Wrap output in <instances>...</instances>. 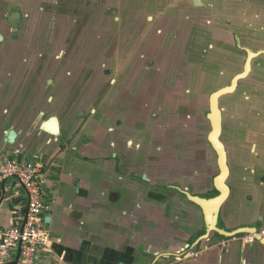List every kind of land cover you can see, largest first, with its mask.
I'll list each match as a JSON object with an SVG mask.
<instances>
[{"label": "crops", "instance_id": "obj_1", "mask_svg": "<svg viewBox=\"0 0 264 264\" xmlns=\"http://www.w3.org/2000/svg\"><path fill=\"white\" fill-rule=\"evenodd\" d=\"M108 1L101 14L108 10L119 23L121 3ZM243 1L236 0L235 5L242 6ZM157 3L145 11L143 24L161 25L168 6L183 7L181 0ZM193 4L205 7L202 0ZM24 5L35 6L31 10L42 16V0ZM108 6L115 7L117 14L112 15ZM200 11L193 21L183 14L190 29L181 28L163 41L157 36L160 29L150 35L144 27L134 39L136 50L127 53L114 42V48L98 53L91 39L70 37L71 56L60 63L45 53L32 59L44 64L36 70H0V162L7 157L39 158L46 166L45 219L50 237L35 264H151L157 253L168 254L155 264H264V244L249 240L248 235L225 238L211 232L207 239L193 243L204 232L202 211L168 187L175 184L199 195L215 192L217 156L207 141L210 127L204 116L206 91L214 80L201 75L203 70L194 67L192 58L205 50L211 35L206 29L213 28L208 26L210 21L200 19ZM199 25L206 28L204 35H199ZM194 30L199 35L196 39L191 37ZM239 41L237 36L239 49L264 51L263 35L250 47ZM79 44L85 45L80 52L85 57L76 55ZM154 44L155 59L170 63L178 56V64L186 59L191 69L147 67ZM156 44L162 46L160 55ZM256 59L237 90L225 97L223 142L233 141L237 133L246 134L236 139L242 152H227L231 190L221 206L227 229L256 222L264 231V55ZM129 62L135 66L132 71ZM82 118L83 124L103 130L93 152H83L68 129ZM51 125L57 127L60 138ZM10 129L16 131L15 139L6 144ZM253 143L258 152H252ZM6 194L0 196V227L16 222L25 204L11 199L10 187Z\"/></svg>", "mask_w": 264, "mask_h": 264}, {"label": "rangeland", "instance_id": "obj_2", "mask_svg": "<svg viewBox=\"0 0 264 264\" xmlns=\"http://www.w3.org/2000/svg\"><path fill=\"white\" fill-rule=\"evenodd\" d=\"M176 1L178 0H119L122 8L121 21L119 23L113 20L108 10L106 13L96 16V22H100L97 26L96 24L92 25L94 18L93 11H87L85 14L83 11H73L72 9H68V13L58 14L57 19L60 21H66L69 24V26L65 27L66 31L63 32V36L65 37H74L79 40L83 38L91 39L94 43L93 45L95 50L102 54L109 51L113 47L112 42H114V44H118L119 47H122V52L127 53L137 47V43L134 39H138L140 37V31L144 27L149 29L150 35H152L155 29H160L157 36L160 37L161 41H163L165 37L172 35L174 32L179 33L181 28H183L185 32L187 29H190L191 25L187 24L188 21L182 18L183 14L189 16V20L193 21L198 16L197 11L201 10L199 12L200 19H204L206 22L210 21L211 23H208V26H213V28L206 29L199 25L200 36L204 35L202 32L205 29L207 33L211 35L207 37V41L203 45L205 50H201L199 54L192 56V58L195 59L194 67L203 70L201 75H208L210 78L212 76L213 79L211 78V80H214V83H212L206 91L208 96L212 90L228 83L230 76L242 68V64L245 59V51L239 49L235 45L237 36L240 40L239 43L245 46L258 43V40L262 38V35L264 36V33L261 31L262 24L264 23V0H257V3H255V0H249L247 3L244 0L243 3L241 2V4H243L242 6H236V0H202L205 5L203 8L196 7L193 4L194 0H181L183 1V7L181 9L175 10L173 9V6H168L165 9L164 12L167 13V15H165V20L161 23V25H159L158 22H156L154 26L143 24L145 11L152 8V6H155L157 2V5L159 2H162L161 5L163 6V3L171 2L170 4H172ZM83 3V1L80 2V4ZM95 3V0H86L87 5L91 4L94 6L93 4ZM185 4L197 11L185 8ZM76 6L80 7L79 4H76ZM98 7H101L99 3ZM109 9L113 10L115 7H109ZM137 17L139 19H136ZM247 20H250L251 24H249ZM252 24L257 25L259 30L254 28L255 25L253 26ZM217 27H222V29L219 31L217 30ZM192 33L191 37L193 39H196V37L199 36L195 30L192 31ZM222 34H226L227 38H223ZM240 34L244 37L242 40ZM130 40L132 42H130ZM228 41L231 42L230 45L227 44ZM211 44L213 48L209 46ZM154 49L155 44L152 45L151 56L148 57V60H154V65L150 67L153 70L172 69L174 66H176L177 69L178 67L184 70L191 69L192 64L191 66H188L189 64L186 59L178 64V56H174L170 63L162 59H155ZM161 49L162 46L160 44H156V51L159 55L161 53ZM240 58L241 60H239ZM256 60L257 59L254 61ZM145 63H147V60ZM127 67L130 70H132L133 67L135 68V66L132 65V62H129ZM204 76L199 78L201 84H203L202 81H205ZM227 104L228 100L225 101V97H222L220 105L222 107H226V110L228 111ZM84 121L85 119L82 118L79 121L73 122L74 124L69 125L68 129L70 130L71 135L73 133L75 139L77 140L76 142L83 152H93L92 149L95 147L97 140L102 138L101 136L103 134V130L102 128H98L90 123L83 124ZM230 141H228L227 145L232 146L235 142L234 140L233 142Z\"/></svg>", "mask_w": 264, "mask_h": 264}, {"label": "flooded vegetation", "instance_id": "obj_3", "mask_svg": "<svg viewBox=\"0 0 264 264\" xmlns=\"http://www.w3.org/2000/svg\"><path fill=\"white\" fill-rule=\"evenodd\" d=\"M0 70L2 69L3 71H14V70H19L23 71L26 69L29 70H36L39 67H43L42 65H39L38 61H32L33 58H37V56H40L41 54H47L48 57H53L54 60L57 59L58 61L61 60L63 57L68 59L71 56L70 51L73 49L72 43H69L70 37H65L63 36V32L66 31V26H69L68 22L66 21H60L57 19L58 14L60 13H68V9H72L73 11L79 10L83 11L85 14L87 11H93L94 13V18L92 21V25L99 24L100 22H96V16L101 14L102 9L107 6L109 3L108 0H95L94 6L91 4H86V0H60L64 1L62 3H59V5H55L52 1L53 0H42L43 1V6H41L43 11L42 16L38 17V12L32 11L31 9H34L35 6H25L24 4H29L30 1L33 0H0ZM7 3H6V2ZM83 1V4H80V2ZM98 3L101 5V7H98ZM4 4H7L6 6ZM76 4H79L80 7H77ZM110 4V3H109ZM45 5V6H44ZM56 6V7H54ZM109 7V6H108ZM116 10H112V15H116L117 13L115 12ZM55 14V15H54ZM40 18V19H39ZM96 22V23H95ZM117 18H116V21ZM61 27V28H59ZM62 33V37H59V34ZM61 35V34H60ZM146 38L148 36H145ZM144 37V38H145ZM250 49V48H248ZM85 50V45L84 44H79L77 48V54L78 56L85 57L84 53H80L81 51ZM253 52H256L258 50H252ZM243 51H245L243 49ZM79 52V53H78ZM261 54H264L263 52ZM260 55V54H259ZM246 51H245V59H246ZM258 57L255 56L252 58L251 63H250V70L248 74L245 76L247 77L250 72H251V66L254 61ZM23 59H29L28 61H22ZM244 59V61H245ZM83 59H80L79 61H82ZM49 65L52 66L50 62H48ZM60 63V61H59ZM62 63V61H61ZM65 63V61H64ZM64 63L62 65H64ZM146 65L148 67H152L154 65V60L149 59L147 60ZM79 67V66H76ZM244 67V62L242 64V70ZM58 68V66H56ZM133 69V68H132ZM242 70L240 72H242ZM132 71V70H130ZM238 72V73H240ZM236 73V74H238ZM235 76V75H234ZM245 77L241 78L238 80L236 88L230 92L226 93L219 98V107L221 109L222 113V120H223V114H224V107L220 105V100L222 97L229 96L230 94L234 93L237 88H238V83L240 80L244 79ZM233 78V77H232ZM232 78L229 80L228 83L223 84L222 86H219L215 90H212L208 97V105H207V110L204 114L206 121L209 124L210 130V122L207 118V114L209 112V99L211 93L214 91L218 90L219 88H222L224 86H227L230 84ZM85 122V121H84ZM258 125V124H257ZM257 125L253 124L254 127H258ZM250 126V124H248ZM54 131V135L60 138V135L57 131V129L54 128L53 125L50 127ZM14 130V129H10ZM209 130V132H210ZM15 131V130H14ZM16 132V131H15ZM208 132V134H209ZM208 134H207V141H208ZM237 137L241 136L243 138H246L245 133H237ZM223 136V123H222V130H221V135L220 139L222 143L224 144L226 154L227 152H242L239 148V141L236 140V138H233L234 144L227 145L225 142L222 140ZM245 136V137H244ZM57 138V139H59ZM233 142V141H232ZM208 144L211 146V144L208 141ZM230 144V143H229ZM253 146L252 152H258L257 151V144L253 143L251 144V147ZM212 148V146H211ZM213 149V148H212ZM214 151V149H213ZM215 152V151H214ZM116 156V155H115ZM34 160H38L43 164V172L46 173V166L45 164L39 159L35 158ZM119 162H122L121 158H118ZM229 165V164H228ZM45 177V174H44ZM46 178V177H45ZM142 178L146 179L144 176ZM227 184L229 186V189L231 190V185L229 183V178L227 180ZM168 187H172L177 190V185L172 184ZM179 188V187H178ZM179 191V190H178ZM216 191V190H215ZM180 192V191H179ZM213 194V193H209ZM209 194H204L203 196H208ZM230 194V193H229ZM25 203V200H22ZM26 209V204L22 206V213L25 212ZM46 218V217H45ZM227 229V228H226ZM231 228H229L230 230ZM228 230V229H227ZM263 230H259V233L264 236ZM218 234V233H217ZM220 235V234H218ZM243 235H249L246 233H239L231 237H225V238H232L235 236H243ZM222 236V235H220ZM207 239V238H206ZM204 240V239H201ZM200 240V241H201ZM249 240H254L253 237L252 239Z\"/></svg>", "mask_w": 264, "mask_h": 264}, {"label": "built area", "instance_id": "obj_4", "mask_svg": "<svg viewBox=\"0 0 264 264\" xmlns=\"http://www.w3.org/2000/svg\"><path fill=\"white\" fill-rule=\"evenodd\" d=\"M4 181L10 182L14 195L25 200L26 209L17 214L12 225L0 227V264H10L15 254L16 264H35L50 237L43 164L34 159L6 158L0 162V184Z\"/></svg>", "mask_w": 264, "mask_h": 264}, {"label": "water", "instance_id": "obj_5", "mask_svg": "<svg viewBox=\"0 0 264 264\" xmlns=\"http://www.w3.org/2000/svg\"><path fill=\"white\" fill-rule=\"evenodd\" d=\"M242 48L246 51L247 54L242 72L235 74L229 85L219 88L218 90L211 93L209 99V112L207 114V118L210 122L211 130L208 134V141L217 156L218 173L213 180V185L216 191L213 192V194H209L208 196H203L199 194H192L187 190H183L177 187V190H179L190 202L197 205L201 209L203 214L204 232L200 236H198L193 243H197L201 239L208 238L211 232H216L224 237H231L239 233H246L252 235L254 240L259 241L261 244H264V236L259 233V226L256 222L239 225L237 227L231 228L230 230H227L222 223L221 218V206L226 201L230 193V189L227 184V180L230 175V168L227 162V154L224 144L220 139L222 130V113L219 107V98L226 93L232 92L236 88L238 80L248 74L252 58L261 54L262 52L264 53V51L253 52L246 47ZM53 121L56 123L55 118L53 119ZM54 128L57 129L56 126ZM15 135L16 132L14 130H9L7 132V137L5 140L6 144H12L14 142ZM12 151L13 150H11V152ZM8 187H10L13 195L11 196V199H19L18 202L20 203V197L14 195L12 191V185L9 181H4L0 184V196H5ZM190 247L191 245L187 246L186 248L188 249ZM166 254L168 253H157L151 264H155L159 257ZM16 261L17 254L14 255L13 259L10 261V264H16Z\"/></svg>", "mask_w": 264, "mask_h": 264}, {"label": "bare ground", "instance_id": "obj_6", "mask_svg": "<svg viewBox=\"0 0 264 264\" xmlns=\"http://www.w3.org/2000/svg\"><path fill=\"white\" fill-rule=\"evenodd\" d=\"M248 236H249V239H252V237H253V236H252V235H250V234H249Z\"/></svg>", "mask_w": 264, "mask_h": 264}]
</instances>
